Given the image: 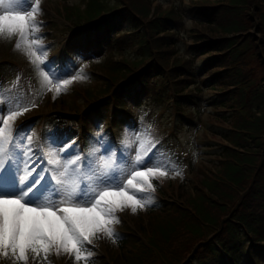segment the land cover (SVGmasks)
Instances as JSON below:
<instances>
[{
    "label": "trees",
    "instance_id": "obj_1",
    "mask_svg": "<svg viewBox=\"0 0 264 264\" xmlns=\"http://www.w3.org/2000/svg\"><path fill=\"white\" fill-rule=\"evenodd\" d=\"M201 2L206 8L195 7V16L214 24L209 32H220V37L208 35L221 40L206 42L195 50L208 54L204 66L212 72L209 81L224 90L218 98L226 107L229 105L232 112L227 117L228 122L232 120L231 129L224 135V140L232 147L221 146L219 164L214 166L211 176L202 178L193 194L185 198L186 207L183 203V206L164 204L138 211L134 214V229L121 223L117 242L113 244L105 239V256L93 260V264H241L246 242H250L251 262L262 264L264 261V212L254 214L264 210V159L258 164L254 157L259 150L264 151V139L257 136L264 128V87L253 91L248 80L254 72L248 69L247 59L244 60L250 41L230 38L246 31L245 23H249L250 16L241 15L249 0ZM152 3L153 0H81L78 5L67 2L63 5L64 17L75 29L88 26L73 33L69 42L71 50L80 46L83 34L88 51H92L94 34L99 45L111 48L110 36L114 31L118 33L124 23L131 32L120 31L121 35L113 44L137 48L135 60L121 51L119 61L110 56L93 66L94 71L103 75L104 88L84 90L81 97L94 104V111L111 97L116 102V111L127 112L120 93L127 86L130 89V84H138L147 92L149 79L159 72H166L167 81L178 97H196L194 91L189 96L184 94L195 82L190 62L175 56L178 30L173 25L181 24L177 13L172 8L164 12L159 6L153 9ZM224 10L236 16L227 17ZM151 15L153 18H149ZM255 17L264 36V11ZM206 33L200 30L196 40H202ZM262 47L264 49V44ZM253 52L264 68L263 56L256 48ZM253 58V54L250 55L249 62ZM64 106L77 107L76 104ZM178 110L182 115L185 113L181 108ZM89 126L85 121L86 130ZM257 148V152H253ZM241 226L244 229H240ZM64 264H72V260L67 257Z\"/></svg>",
    "mask_w": 264,
    "mask_h": 264
},
{
    "label": "snow or ice",
    "instance_id": "obj_2",
    "mask_svg": "<svg viewBox=\"0 0 264 264\" xmlns=\"http://www.w3.org/2000/svg\"><path fill=\"white\" fill-rule=\"evenodd\" d=\"M40 5L41 0H0V40H15L14 50L33 66L38 85L35 94L31 88L21 94L19 75L9 86L0 84V260L52 264L51 256H67L72 264H93L96 240L119 239L118 213L147 210L155 202L154 181L182 177V169L157 148L151 126L125 132L121 145L129 154L122 162L104 147L100 133L99 147L85 155L75 150V141L52 134L40 142L33 130L16 126L38 107L37 97L51 92L55 100L87 79L82 69L59 71L48 61Z\"/></svg>",
    "mask_w": 264,
    "mask_h": 264
},
{
    "label": "rangeland",
    "instance_id": "obj_3",
    "mask_svg": "<svg viewBox=\"0 0 264 264\" xmlns=\"http://www.w3.org/2000/svg\"><path fill=\"white\" fill-rule=\"evenodd\" d=\"M201 1L203 0H153L151 5L153 9L155 6H159L163 12L170 11L171 8L176 11L181 24L173 25L174 29L178 30L176 32L178 36L174 41L175 56L181 61L191 62L196 74V82L192 87L196 89L197 97L191 99V101L187 98H177L171 88L168 89V92L161 93L162 95H157V97L155 94L137 97L134 90L125 100L128 102L126 108L136 117L132 120L129 119L127 122L124 121L122 124L126 126L125 129H118L116 132L117 137L120 136L124 139L125 132L129 134L140 132L151 126L152 135L160 141L157 148L171 156L182 169V177L177 176L175 179L154 181L157 187L156 191L151 193V195L155 202L150 207H155L158 200L162 201L165 199L170 202L169 204L184 205L186 207L185 198L192 195L198 188L200 180L205 176H211V173L215 170L214 166L219 164L221 146H230L224 140V135L226 131L231 129L232 120L228 122L227 117H230L232 112L229 105L226 107L217 97L224 90L214 84L211 85L207 81L209 76L210 79L213 77L211 75L212 72L203 67L204 59L207 56L198 55L194 49L206 42L221 40V38H214L220 37V32H209V28L212 29L214 24L204 23L197 18L198 16H195V7L206 8ZM66 2L78 5L81 0H41L40 7L42 11L38 16V20L42 23L40 35L43 36V43L47 49V59L56 69L72 74L82 69L87 79L74 82L65 93L59 95L55 100H53L51 92L42 97H37L35 102L38 107L32 108L31 111L21 116L16 121V124L25 119H31V123L26 130H33L37 136L38 131L44 129L45 141H49L52 138V134L60 137L65 142L75 141V150L84 154L79 135L81 133V120L83 117L88 116L94 131L92 134L94 145L99 147L97 134L100 133L104 141V147L114 150L122 162L127 159L129 153L123 147L122 151H119V146L116 143L117 138L115 139L114 133L108 129L106 118L110 102L100 105V114L92 120L90 113L92 108L90 107V110L85 108L89 102L85 97H81V92L84 90L98 91L104 88L103 75L93 71V66L96 62L103 61L110 54H115L113 56L114 60L119 61L123 54L117 53L121 50L124 51L126 57L135 60L138 58L137 48L127 44L124 48L115 46L113 50L105 47L96 48L93 55L86 52L82 53L81 51V53L77 54L74 61L69 63L65 60L62 65L59 61V55L67 38L72 33L71 27L64 17L63 5ZM244 8L243 10L246 11L242 10L243 14L241 16H250L249 23H245L246 27L244 29L246 31L230 36V38H236L238 42L250 41V49L246 52L244 60L250 59V55L253 54L254 58L250 62L249 60L245 62L248 69L254 71L248 76V80L250 81L251 89L255 91L264 87V68L255 58L253 52V48H256L257 52L264 58V49L262 47L264 44L263 30L260 28L259 20L255 17L264 11V0H249L247 7ZM224 12L227 17L232 16L233 18V16H236L235 13H229L227 10H224ZM149 18H153L152 15ZM128 26L127 23H124L120 28L125 31ZM200 30L207 33L203 35L202 40L197 41L196 37L200 35ZM126 32L130 31L127 30ZM208 34H212L214 37ZM14 43V39L12 41L0 40V84L9 86L19 75L21 77V94L30 88L35 94V89L38 87L36 73L28 59L20 52L14 50ZM210 51L215 52L213 50ZM172 58L174 60V57ZM172 58L170 62H172ZM7 59L10 61H7ZM159 74L164 76V78L166 76L165 73ZM164 78L154 79L155 83L151 81L152 92L163 89V85L168 82H164ZM190 89L188 88L185 93ZM26 99H30V97H26ZM181 103L183 109L192 114L190 120L182 118L176 110ZM64 104H76L77 107L70 109V107H65ZM179 121H182V123H179ZM257 136H262L264 139V128L261 129ZM257 150L258 148L253 152H257ZM254 157L259 164L264 159V151L259 150L258 155ZM43 166L41 165V167ZM250 182L251 179L247 182L246 188ZM243 195L244 193H241V196ZM245 199L249 200V198ZM261 212H264V210L256 211L254 214ZM118 216L120 221L126 222L128 226L135 224L134 218L136 216L130 210L118 213ZM230 218L232 220L233 216ZM118 225L115 226L116 229H118ZM240 229H244V226H241ZM103 240L104 238L95 241L97 244V255L103 256L104 254ZM246 246L245 244L244 248ZM66 258L67 256H60L59 258L54 256L52 264H64ZM0 264H2V260H0Z\"/></svg>",
    "mask_w": 264,
    "mask_h": 264
}]
</instances>
